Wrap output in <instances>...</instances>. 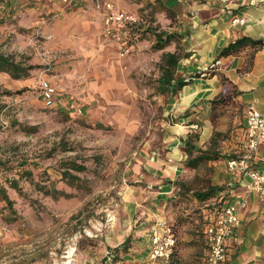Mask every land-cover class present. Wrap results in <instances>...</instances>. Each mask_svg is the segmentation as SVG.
<instances>
[{
  "label": "crops",
  "instance_id": "0c3cea01",
  "mask_svg": "<svg viewBox=\"0 0 264 264\" xmlns=\"http://www.w3.org/2000/svg\"><path fill=\"white\" fill-rule=\"evenodd\" d=\"M106 1L113 2L118 9L137 13L146 21L138 29L141 33L133 52L120 57L117 45L104 39V11L97 9L93 0H87L88 3L77 7L86 16L78 17V52L71 73L90 77V82L81 83L83 90L79 91L88 96L70 97L67 90L58 98L55 88L54 93L55 104L62 109L71 104L75 107L77 100L82 101L84 110L91 109L95 103L90 101L95 97L100 102L98 108L128 109L142 92V87L134 84L132 74L143 76L153 72L156 77L148 92L153 93L154 104L163 108L166 118L158 142L134 152L133 171L138 185L126 203L130 225L111 246L121 249L127 237L136 243L120 256L121 264H147L150 231L155 222L172 225L181 216L187 218L176 226L177 245L169 264H201L208 252L205 229L207 218L212 215L209 205H213L215 198L200 201L193 192L209 185L222 187L216 202L222 197L227 202L236 198L246 201L238 212L237 234L226 240L227 257L220 264H264V197L249 189L248 176L227 167L228 159L240 156L247 148L248 107L254 106L264 113V45L220 56L222 48L244 36L264 41V0ZM235 17L244 18L245 22L233 24ZM154 31L174 33L177 37L156 49ZM167 53H177L174 76L186 81L176 93L158 90ZM216 61L219 64L214 65ZM210 67V72H203ZM222 95L231 98L214 105L213 100ZM216 131L221 136L214 140ZM190 135L193 146L220 157L197 168L189 167L185 142ZM194 150L193 155L199 153ZM251 164L264 172L261 150ZM182 186L186 189L182 190Z\"/></svg>",
  "mask_w": 264,
  "mask_h": 264
},
{
  "label": "rangeland",
  "instance_id": "374dc122",
  "mask_svg": "<svg viewBox=\"0 0 264 264\" xmlns=\"http://www.w3.org/2000/svg\"><path fill=\"white\" fill-rule=\"evenodd\" d=\"M7 1L9 5L0 7V51L38 67L20 79L0 72V161L14 162L9 173H0V184L6 177L19 178L25 191L24 196L9 191L15 221L2 218L9 210L0 203V264H121L120 256L136 243L132 237L112 261L107 254L119 248L112 241L118 242L130 225L126 203L138 185L134 152L158 142L166 118L148 92L156 77L153 72L132 74L142 92L128 109L98 108L96 97L88 110L78 100L75 107H48L41 96L42 80L56 89L58 98L67 90L70 97L88 96L79 91L90 77L71 73L78 52V17L86 16L77 7L88 2ZM23 124L37 129L27 133ZM18 161L29 164L15 169ZM69 161L87 167L73 171L86 188L62 179ZM29 168L32 180L26 178ZM40 186H55L71 196H48Z\"/></svg>",
  "mask_w": 264,
  "mask_h": 264
},
{
  "label": "built area",
  "instance_id": "2783aa9c",
  "mask_svg": "<svg viewBox=\"0 0 264 264\" xmlns=\"http://www.w3.org/2000/svg\"><path fill=\"white\" fill-rule=\"evenodd\" d=\"M220 1L226 3L229 0ZM96 7L104 11V39L117 45L120 57L130 55L133 52L134 43L139 38L138 29H141L146 21L135 12L118 9L111 1L96 0ZM244 22L245 19L239 17L232 20L233 24ZM217 64L219 61H216L214 65ZM262 79L264 81V76ZM41 96L48 107L55 104L54 89L47 80L41 81ZM246 136V150L239 157L228 159L227 167L231 172H240L248 176L249 189L264 197V172L251 164L259 150L262 151L264 160V113L254 106L246 110ZM216 203L220 206L211 215L206 225L208 252L201 264H220L226 259V240L236 236L240 225L238 212L246 205V201L242 198L227 202L222 197ZM149 242L147 264H169L177 245V235L173 227L164 221L155 222L150 231ZM114 258L115 253L110 251L107 254L108 261Z\"/></svg>",
  "mask_w": 264,
  "mask_h": 264
},
{
  "label": "trees",
  "instance_id": "16d2710c",
  "mask_svg": "<svg viewBox=\"0 0 264 264\" xmlns=\"http://www.w3.org/2000/svg\"><path fill=\"white\" fill-rule=\"evenodd\" d=\"M6 4L9 5V2L7 0H0V7L1 5ZM145 32V31H144ZM139 33V32H138ZM141 33V32H140ZM139 33V34H140ZM156 40L157 42L154 45V48L161 49L165 47L168 43H170L172 40H174L177 36L174 33H166V32H156ZM264 45V41L262 40H256L248 36H244L234 42H231L222 50L220 51V56H228L232 54H238L247 47L252 48H259ZM166 66L162 67L163 73L158 78L159 87L158 90L162 93L166 92H173L176 93L179 89L183 87V85L186 84V81L179 80V78H176L174 76L175 70L177 68L178 64V55L177 53H167L164 55ZM38 65L27 63L26 60H18L16 56L14 55H7L0 51V72L8 73L15 79H20L22 77L28 76L32 70L37 68ZM212 70V67L206 69L203 72H210ZM231 98V95H222L219 98L213 100L214 105H220L222 103H226ZM1 108V106H0ZM17 123V122H15ZM23 131H26L27 133H32L36 131V126H28V125H22L21 128ZM221 136V132L216 131L214 133V140L215 138H219ZM197 137V136H196ZM193 142H191V135L185 142V149L189 153V158L187 160V165L191 168H197L200 164L204 163L208 160L217 159L220 157V154L214 153L210 150H204L200 147L193 146ZM199 151L198 154L193 155V151ZM239 157V156H237ZM232 157V158H237ZM9 159V158H8ZM8 159L4 160V162L0 161V173L6 175V173L10 172V164H13V161H8ZM29 163H25V161H18L16 163L15 169L25 167ZM66 168L63 170V180L67 181L68 184L71 186H75L78 188H86V186L83 185V179L81 176L73 171L81 172L83 170H86V166L83 164H79L75 161H69L66 164H64ZM31 169V170H30ZM26 178H29L32 180L33 178V169L29 168V170H26ZM42 189H44V194L48 196H53L55 198H58L59 196H71L65 191H59L56 189L55 186H50V189L47 188V186H40ZM184 186H182V190L186 189ZM15 190L17 191L21 196L25 195V191L23 187L20 184L19 178H8L6 177L4 181L0 184V203L3 201L4 205L3 207L6 208V210H9V212H6L2 215V218L4 217L5 220H11L15 221L17 218L16 216V209L14 207L15 201L10 197L9 191ZM190 189H187L189 191ZM222 190V187L209 185L205 189L195 190L193 192L194 196L200 200V201H209L212 198H215L213 201V205H209V208L211 209V213L213 214L216 209L219 208L220 205L216 203V198H218V193ZM185 191V193L187 192ZM187 217L181 216L175 224H172L173 230L175 231L177 235V229L176 226L181 223L183 220H185ZM211 216L207 218L206 223L210 221ZM128 239H126L122 244V249L117 248V250L114 251V253L120 252L119 250L123 251L126 250V243ZM117 254H115L116 258ZM172 259V258H171Z\"/></svg>",
  "mask_w": 264,
  "mask_h": 264
}]
</instances>
